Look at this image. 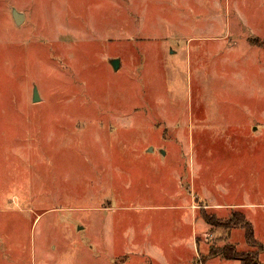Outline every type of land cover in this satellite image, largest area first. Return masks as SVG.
Masks as SVG:
<instances>
[{"label": "rangeland", "instance_id": "374dc122", "mask_svg": "<svg viewBox=\"0 0 264 264\" xmlns=\"http://www.w3.org/2000/svg\"><path fill=\"white\" fill-rule=\"evenodd\" d=\"M225 247L264 264V0H0V264Z\"/></svg>", "mask_w": 264, "mask_h": 264}, {"label": "trees", "instance_id": "16d2710c", "mask_svg": "<svg viewBox=\"0 0 264 264\" xmlns=\"http://www.w3.org/2000/svg\"><path fill=\"white\" fill-rule=\"evenodd\" d=\"M204 220L209 226H216L214 219H205L204 217ZM219 226L226 228L227 230H242L247 246L253 249L259 247L255 240L253 226L245 219V217L241 213H234L228 221L219 223ZM259 250L262 251V248L259 247ZM212 256L213 258L220 257L228 262H240L241 264H259L258 254L244 255L241 253H237L236 250L232 247H225L223 250L216 252Z\"/></svg>", "mask_w": 264, "mask_h": 264}, {"label": "water", "instance_id": "95a60500", "mask_svg": "<svg viewBox=\"0 0 264 264\" xmlns=\"http://www.w3.org/2000/svg\"><path fill=\"white\" fill-rule=\"evenodd\" d=\"M12 19H13L15 25L17 27H19L24 22L25 17L22 14H19L17 11L13 10L12 11ZM109 66L111 67V69L114 73H117V71L120 68V61L118 59L111 60V61H109ZM40 102H41V100L39 98L38 90H37V88H34V90H33V104H39ZM150 152L152 153L153 150H151ZM160 154L162 156H165V154L163 152H160Z\"/></svg>", "mask_w": 264, "mask_h": 264}]
</instances>
